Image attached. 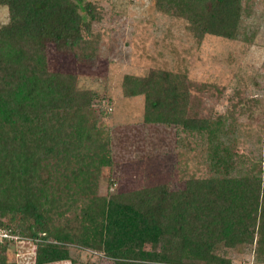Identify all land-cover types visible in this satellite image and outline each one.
<instances>
[{"label":"trees","instance_id":"1","mask_svg":"<svg viewBox=\"0 0 264 264\" xmlns=\"http://www.w3.org/2000/svg\"><path fill=\"white\" fill-rule=\"evenodd\" d=\"M241 3L155 0L185 18L198 39H236ZM0 5L8 14L0 26V229L23 237L25 226L38 241L36 264L70 260L72 244L103 253L111 264H230L216 250L254 245L264 256V138L262 158L247 174L189 179L175 191L161 184L90 205L103 168L112 164L110 146L96 132L93 93L79 89L73 74L50 71L46 49L92 61V24L101 14L90 0ZM121 92L143 96L146 124L214 136L221 121L188 115L189 90L173 72L125 75ZM213 154L223 163L225 156ZM221 166L228 172L230 164ZM12 243L0 240V264H9Z\"/></svg>","mask_w":264,"mask_h":264},{"label":"rangeland","instance_id":"2","mask_svg":"<svg viewBox=\"0 0 264 264\" xmlns=\"http://www.w3.org/2000/svg\"><path fill=\"white\" fill-rule=\"evenodd\" d=\"M90 1L101 14L92 24L95 58L46 49L50 71L73 74L79 89L93 93L96 132L110 146L112 164L103 168L89 204L103 205L111 194L161 184L175 191L189 179L247 174L263 152L264 0H242L236 39L208 34L198 39L185 18L162 11L155 0ZM7 15L0 5V26ZM152 69L182 78L190 93L189 116L221 119L214 136L144 123L143 96L124 97L121 82L125 75L145 77ZM215 151L225 156L220 165L213 159ZM225 164H230L228 172ZM24 228L25 236H14L5 255L9 264H36L38 241ZM254 246L220 247L216 253L230 264H264ZM68 248L70 260L48 264H111L93 249Z\"/></svg>","mask_w":264,"mask_h":264},{"label":"built area","instance_id":"3","mask_svg":"<svg viewBox=\"0 0 264 264\" xmlns=\"http://www.w3.org/2000/svg\"><path fill=\"white\" fill-rule=\"evenodd\" d=\"M4 238L13 239L14 237L11 236L8 232L0 229V240Z\"/></svg>","mask_w":264,"mask_h":264}]
</instances>
